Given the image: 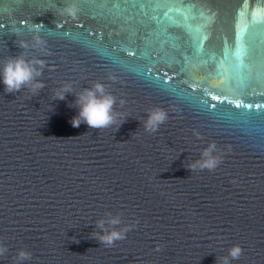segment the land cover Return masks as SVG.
I'll use <instances>...</instances> for the list:
<instances>
[{
    "label": "water",
    "instance_id": "obj_1",
    "mask_svg": "<svg viewBox=\"0 0 264 264\" xmlns=\"http://www.w3.org/2000/svg\"><path fill=\"white\" fill-rule=\"evenodd\" d=\"M34 24L47 53L18 46ZM21 53L45 87L0 78V264H222L234 245L264 264V0H0V73ZM96 82L120 116L73 127ZM212 142L223 162L188 169ZM108 213L137 225L112 247L92 237Z\"/></svg>",
    "mask_w": 264,
    "mask_h": 264
},
{
    "label": "clouds",
    "instance_id": "obj_2",
    "mask_svg": "<svg viewBox=\"0 0 264 264\" xmlns=\"http://www.w3.org/2000/svg\"><path fill=\"white\" fill-rule=\"evenodd\" d=\"M79 12V7L76 3H70L61 9L60 14L71 18H76ZM34 35L32 42L29 44L26 40H21L19 47L22 49H38L43 53H47L46 41L39 34L41 27L39 24H34L30 29ZM45 62L40 59L28 60L24 54L8 59L4 65L0 78L5 85V91L8 93L19 92L24 87H29L35 93L45 87L44 83L38 80L42 75ZM70 84L63 85L55 93L56 98L64 100L66 94L73 93ZM76 95L75 107L79 109L78 114L74 116L70 123L73 127H79L81 123H86L90 128L102 129L107 128L116 123L119 113L115 112L114 106L117 98L106 91V87L101 82L94 83L91 87L84 88ZM124 100H120L123 105ZM168 119V113L160 107H154L149 110L147 119L144 121V128L147 132L155 133L159 127ZM197 135H199L197 133ZM218 152L215 142L210 143L200 155V159L194 161L188 166V169L194 171L196 169L214 171L222 162L223 155L216 154ZM122 223L120 215L107 214L106 219L97 221V228L100 232H93L92 237L97 239L101 245L112 247L117 241L127 238V233L135 228L136 224H128L124 228L117 230L116 226ZM138 223V222H137ZM159 250V247L157 248ZM7 248L0 245V256L5 255ZM243 254V249L240 245H234L228 249V255L222 258V264H231V260H237ZM31 253L27 250H20L17 255V262L31 259Z\"/></svg>",
    "mask_w": 264,
    "mask_h": 264
},
{
    "label": "snow or ice",
    "instance_id": "obj_3",
    "mask_svg": "<svg viewBox=\"0 0 264 264\" xmlns=\"http://www.w3.org/2000/svg\"><path fill=\"white\" fill-rule=\"evenodd\" d=\"M249 107H251V106H249Z\"/></svg>",
    "mask_w": 264,
    "mask_h": 264
}]
</instances>
